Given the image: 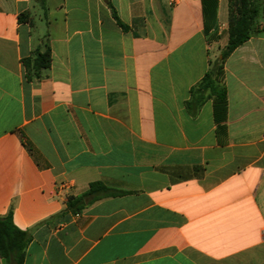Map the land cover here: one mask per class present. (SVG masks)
I'll return each mask as SVG.
<instances>
[{
    "label": "crops",
    "instance_id": "crops-1",
    "mask_svg": "<svg viewBox=\"0 0 264 264\" xmlns=\"http://www.w3.org/2000/svg\"><path fill=\"white\" fill-rule=\"evenodd\" d=\"M228 2L205 35L201 0H0V216L31 236L23 264H264V10L223 61L225 119L190 94ZM94 182L121 194L67 211Z\"/></svg>",
    "mask_w": 264,
    "mask_h": 264
},
{
    "label": "trees",
    "instance_id": "trees-1",
    "mask_svg": "<svg viewBox=\"0 0 264 264\" xmlns=\"http://www.w3.org/2000/svg\"><path fill=\"white\" fill-rule=\"evenodd\" d=\"M44 9L43 0H39ZM218 0H201L204 33L207 35L214 27L217 16ZM264 10V0H229L228 2V29L227 43L221 50V59L216 60L214 65L205 73L201 81L191 89V97L208 92L213 101V112L216 121L225 119L227 109L226 90L222 85L223 61L239 46L244 44L257 32V18ZM112 15L123 30V25L115 11ZM27 14H21L20 21H25ZM50 49L44 45L43 50H35L32 55L22 60L25 68L27 81H38L43 77V71L50 67ZM189 105V103H187ZM121 192L106 188L100 182L89 184L88 190L79 197H69L66 210L76 214L89 204L103 198L115 197ZM31 236L27 231L18 229L12 220V213L0 216V258L6 264H23L25 250Z\"/></svg>",
    "mask_w": 264,
    "mask_h": 264
}]
</instances>
